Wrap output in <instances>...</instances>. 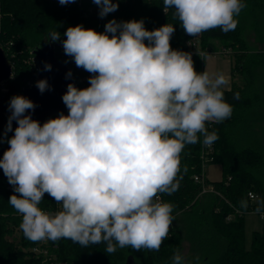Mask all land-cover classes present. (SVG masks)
Masks as SVG:
<instances>
[{"label": "clouds", "instance_id": "obj_1", "mask_svg": "<svg viewBox=\"0 0 264 264\" xmlns=\"http://www.w3.org/2000/svg\"><path fill=\"white\" fill-rule=\"evenodd\" d=\"M69 3L75 0H59ZM93 3L101 18L119 7L113 0ZM163 7L196 37L217 28L234 31L247 5L244 0H163ZM174 32L169 23L149 31L143 19H112L102 33L69 26L64 53L92 75L87 88L67 85L62 101L68 114L41 125L25 114L35 109L33 101L22 95L10 99L5 136L13 120L18 126L0 169L13 187L8 203L22 217L19 228L27 240L67 239L82 247L104 243L107 253L126 247L160 250L176 218L173 204L161 195L179 189L182 152L201 137L210 147L219 137L207 125L222 123L233 112L224 98L229 77L197 72L192 53L171 47ZM45 41H61V34L54 30ZM71 76L69 70L66 78ZM36 87L41 93L50 90L46 79ZM45 194L60 205L58 211L40 208ZM240 205L247 211L246 199ZM256 205L252 214L264 219V199L257 198ZM199 261L179 249L171 258V264Z\"/></svg>", "mask_w": 264, "mask_h": 264}, {"label": "trees", "instance_id": "obj_2", "mask_svg": "<svg viewBox=\"0 0 264 264\" xmlns=\"http://www.w3.org/2000/svg\"><path fill=\"white\" fill-rule=\"evenodd\" d=\"M244 2L247 7L237 17L239 23L234 31L223 33L217 28L198 36L203 49L216 50L217 42L231 48L232 76L242 77L241 83L233 82L231 88L224 89V98L233 108L232 116L222 123L207 125L219 137L213 143V160L209 163H219L223 177L216 181L207 179L215 191L201 193L202 185L194 178L203 170L201 137L200 142L187 145L181 154L182 179L178 191L161 195L163 201L173 204L176 218L159 251L126 247L107 253L104 243L82 247L62 239L49 242L50 255L56 256L57 261L127 264L132 256L133 264H171L175 250L179 249L187 259L191 255L189 260L199 256L198 264H264V230L253 232L249 247L245 236V213L257 206L248 192L264 199V186L255 174L264 169V0ZM113 3L119 4L118 10L101 18L93 0H75L67 5H60L59 0H0V44L14 68L13 76L0 85V145L10 136V132L5 136L10 99L37 77L31 51L45 43L54 30L61 34V39H66L63 35L66 29L78 24L102 33L112 19L118 22L143 19L149 31L169 23L175 27L171 47L188 52V41L194 37L184 32L173 10L165 12L163 0H113ZM248 31L254 32L259 48L249 42ZM78 73L83 76V83L78 81ZM78 73L79 88L89 87L92 74L84 69ZM236 93L239 99L234 98ZM12 194L13 187L0 178V264H43V256L32 253L30 247L34 243L22 231L19 243L9 238L22 221L8 203ZM244 199L248 201L247 211L240 205ZM55 206L54 199L45 194L40 208Z\"/></svg>", "mask_w": 264, "mask_h": 264}, {"label": "water", "instance_id": "obj_3", "mask_svg": "<svg viewBox=\"0 0 264 264\" xmlns=\"http://www.w3.org/2000/svg\"><path fill=\"white\" fill-rule=\"evenodd\" d=\"M31 52L33 54V64L37 70V77L32 85L23 88L18 95L25 96L33 101L36 105L35 109L28 110L25 114L31 115L32 119L39 121L42 125L51 117L59 116L61 112L65 115L68 114V109L62 101V96L66 93L69 83L74 84L77 88H79V86L75 80L73 69L56 56L53 43L45 42L42 45L34 47ZM45 63L51 64L52 67L50 71L45 70ZM13 70V65L8 59L5 49L0 44V84L12 77ZM69 70L72 72V76L66 78V74ZM41 79H46L48 81L50 90H46L43 93L39 91L36 87V82ZM10 115L11 112L9 113V116ZM17 126V122L13 120V130L10 131L8 139L14 135V130ZM7 140L0 145V159L3 158L4 152L9 148ZM0 178L7 180L2 169H0ZM133 262V257L129 256L127 264H133Z\"/></svg>", "mask_w": 264, "mask_h": 264}, {"label": "rangeland", "instance_id": "obj_4", "mask_svg": "<svg viewBox=\"0 0 264 264\" xmlns=\"http://www.w3.org/2000/svg\"><path fill=\"white\" fill-rule=\"evenodd\" d=\"M247 37L249 42L253 45L254 48H259V45L255 43V34L253 31L247 32ZM217 48L220 49V43L217 42ZM194 61V67L196 70L201 72L208 71L210 74L223 72L226 76L229 77V85L226 87L230 88L233 82L241 83L242 77L241 75H234L232 76V55L228 54L225 55L223 53H209L206 54L205 57L202 59L201 57L197 56L196 59L192 56ZM205 173L208 176L209 180L216 181L220 180L223 177L222 174V167L219 163H209L205 167ZM257 178L264 186V169L262 171H257L256 173ZM253 211H249L245 213V236H246V245L249 247L252 242L253 232L263 231L264 230V222L260 218L259 214H252ZM19 232L13 233L9 236L10 239H13L16 243H19ZM186 255L188 251L186 250ZM191 255L187 256L188 259Z\"/></svg>", "mask_w": 264, "mask_h": 264}, {"label": "built area", "instance_id": "obj_5", "mask_svg": "<svg viewBox=\"0 0 264 264\" xmlns=\"http://www.w3.org/2000/svg\"><path fill=\"white\" fill-rule=\"evenodd\" d=\"M63 40L64 39H61V41H57V42L53 43L55 53H56V56L60 60H62L64 62L67 61L66 64L73 69L74 75H75V80H76V72L78 73L82 68H77L75 63H74V60L71 57H68L65 55L64 50H63V46H62ZM188 49H189L188 52L192 53V56H194V57L199 56L202 59L205 57L206 54H209V53H223L225 55L232 54V49L228 48V47H222V48L216 49V50L203 49L201 44H200V39L198 36H196V37H194L188 41ZM32 61H33V57H32ZM77 78H78V81L80 83L84 82L83 76H81L79 73H78ZM76 82H77V80H76ZM33 83L34 82L29 81L28 86L32 85ZM0 85H4V82L1 83ZM2 89L5 90L4 87ZM9 113H10V111L7 112L6 115L9 116ZM213 151H214L213 144L210 147L205 146L203 144V146H202L203 170H202L201 174H196L194 176L195 180L202 185L201 193H205L208 191H215V189L212 185L207 184V178L205 175L206 165L211 160H213V156H212ZM248 195H249L251 200H256L258 198V195L253 191H249ZM161 198H162V196H161ZM59 208H60V205L56 204V206L52 209H42V210H44L46 212H53L54 213V212L58 211ZM259 216H260V214H259ZM262 220L264 222V219H262ZM16 231L19 232L18 234H19V241H20L21 240V230H20L19 226L17 227ZM16 231H15V233H16ZM49 242L50 241H42L39 243L32 244L30 247L32 250V253L37 257L43 256V258H42L43 264H64L63 262L57 261L56 256L50 255V250L48 248Z\"/></svg>", "mask_w": 264, "mask_h": 264}, {"label": "crops", "instance_id": "obj_6", "mask_svg": "<svg viewBox=\"0 0 264 264\" xmlns=\"http://www.w3.org/2000/svg\"><path fill=\"white\" fill-rule=\"evenodd\" d=\"M232 72V71H231ZM231 88V87H230ZM226 89V88H225ZM227 89H229V88H227ZM205 175H206V173H205ZM206 178L209 180V178H208V176L206 175Z\"/></svg>", "mask_w": 264, "mask_h": 264}]
</instances>
